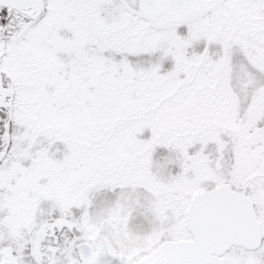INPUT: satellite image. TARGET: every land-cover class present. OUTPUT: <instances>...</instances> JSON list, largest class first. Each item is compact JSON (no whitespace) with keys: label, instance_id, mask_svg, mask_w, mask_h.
<instances>
[{"label":"snow or ice","instance_id":"obj_1","mask_svg":"<svg viewBox=\"0 0 264 264\" xmlns=\"http://www.w3.org/2000/svg\"><path fill=\"white\" fill-rule=\"evenodd\" d=\"M0 264H264V0H0Z\"/></svg>","mask_w":264,"mask_h":264}]
</instances>
